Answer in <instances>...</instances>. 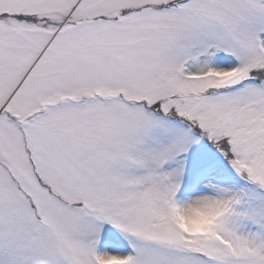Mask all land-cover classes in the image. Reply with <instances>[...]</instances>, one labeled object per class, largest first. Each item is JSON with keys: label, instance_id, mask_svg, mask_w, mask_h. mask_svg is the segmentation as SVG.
<instances>
[{"label": "snow or ice", "instance_id": "snow-or-ice-1", "mask_svg": "<svg viewBox=\"0 0 264 264\" xmlns=\"http://www.w3.org/2000/svg\"><path fill=\"white\" fill-rule=\"evenodd\" d=\"M0 264H264V0H0Z\"/></svg>", "mask_w": 264, "mask_h": 264}]
</instances>
